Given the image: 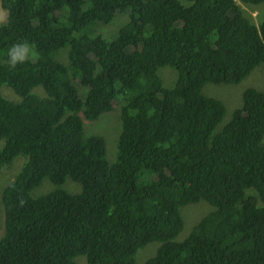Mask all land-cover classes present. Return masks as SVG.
<instances>
[{
	"label": "trees",
	"instance_id": "16d2710c",
	"mask_svg": "<svg viewBox=\"0 0 264 264\" xmlns=\"http://www.w3.org/2000/svg\"><path fill=\"white\" fill-rule=\"evenodd\" d=\"M0 2V87L20 97L0 91V171L26 158L0 203V264H135L153 242L145 264H264V92L247 88L222 128L225 103L202 93L264 67V20L241 7L264 0ZM118 14L115 35L100 31ZM17 41L38 57L13 69ZM165 67L178 73L170 88ZM110 112L115 162L86 133ZM46 179L56 189L35 198ZM202 201L214 210L176 242L181 209Z\"/></svg>",
	"mask_w": 264,
	"mask_h": 264
},
{
	"label": "rangeland",
	"instance_id": "374dc122",
	"mask_svg": "<svg viewBox=\"0 0 264 264\" xmlns=\"http://www.w3.org/2000/svg\"><path fill=\"white\" fill-rule=\"evenodd\" d=\"M259 6L260 7L252 8V7L241 5V7L245 10L247 16L250 17L255 24H258L259 22L261 23L264 20V4H261ZM124 16L125 14L124 15L118 14L110 24L108 25L100 24L101 25L100 31L104 32V34H108V35L114 34L115 35L120 30V28L127 23V22H124L126 21V18ZM7 17H8V12L2 8L1 2H0V22L5 18V20L2 22V23H5L7 20ZM62 60L66 62L65 57H62ZM167 75L169 76L166 77L167 78L166 79L165 76ZM172 75H175V79L172 78ZM159 76L161 77L164 86L170 88L175 84L178 73L175 69L171 67H165V68L160 69ZM247 88H255V89H259L264 92V67L263 66L256 68L251 73V75L248 78H246V80H244L242 83L238 85H224V84L217 85V84L208 83L204 86V88L202 89V93L205 96L219 99L223 101L227 107L226 116L223 122L220 124L219 128H222L223 126H225L232 119L234 110L242 102L243 92ZM6 89H9L13 92V90L7 86L0 87V91L3 90L4 93H7ZM0 94L2 93L0 92ZM8 94L12 96V94L10 93ZM16 96L19 97L18 95ZM13 101H16V100H13ZM117 111L121 113V109ZM112 112L101 116L97 120L90 121L91 123H89V125L86 126V133L88 135H99V136L105 137L106 145H107V159L110 162H115L117 158V153H118L117 143H118L119 134L121 132V125L119 126V121L114 114H111ZM87 127L89 129L91 128V130L94 133H88ZM117 133H118V136H117ZM3 145H4V142L0 141V147H3ZM25 162H26V158L24 156H19L10 165L6 166L0 171V174H1L0 175V203L1 204H3L2 196H3V192L6 186L14 180L13 178H15L17 174L19 173L18 171L19 167L21 166V164L23 165ZM62 188L66 190L67 192H69L70 194H79L82 192V186L79 183L74 182L70 178L66 180ZM55 189L56 187L51 183V181L46 179L38 188L34 190L33 196L35 198H38V197L44 196L54 191ZM213 210H214L213 206L203 201L197 204H191V205L184 206L181 209V215L184 219L185 226H184L183 231L176 238V242H181L184 239H186L190 235V233L192 232L196 224L203 217L211 213ZM1 217L3 218V212L0 209V237L3 233V225L1 222ZM4 224H5V211H4ZM160 246H161V243L153 242L149 244L148 246H146L145 248L141 249L136 256L135 264H145V262L149 258L153 257L156 254ZM78 260H79V264H89L86 260V257L81 256V257L76 258L75 259L76 263Z\"/></svg>",
	"mask_w": 264,
	"mask_h": 264
},
{
	"label": "clouds",
	"instance_id": "9594fccd",
	"mask_svg": "<svg viewBox=\"0 0 264 264\" xmlns=\"http://www.w3.org/2000/svg\"><path fill=\"white\" fill-rule=\"evenodd\" d=\"M241 5L242 3L237 0ZM7 64L11 68H16L18 65H23L27 60H35L38 57V53L34 50L32 45L28 41L13 42L7 49ZM12 94V92H11ZM91 129V128H90ZM5 228L3 226V233L0 240L4 236Z\"/></svg>",
	"mask_w": 264,
	"mask_h": 264
}]
</instances>
